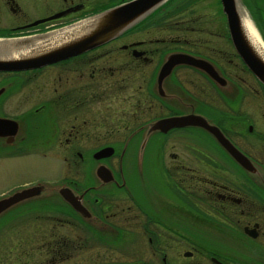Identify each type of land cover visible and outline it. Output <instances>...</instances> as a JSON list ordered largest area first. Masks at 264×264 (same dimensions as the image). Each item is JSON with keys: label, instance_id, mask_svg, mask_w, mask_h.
I'll list each match as a JSON object with an SVG mask.
<instances>
[{"label": "flooded vegetation", "instance_id": "af4514ba", "mask_svg": "<svg viewBox=\"0 0 264 264\" xmlns=\"http://www.w3.org/2000/svg\"><path fill=\"white\" fill-rule=\"evenodd\" d=\"M135 1L0 0V37L44 34ZM187 1L164 0L80 54L0 71V158L63 162L39 197L6 215L36 222L21 264H264V85L235 51L221 0L211 6L223 28L196 25L181 12ZM238 5L264 44V0ZM174 55L195 61L160 79ZM187 115L215 127L253 169L202 124L150 131Z\"/></svg>", "mask_w": 264, "mask_h": 264}, {"label": "water", "instance_id": "95a60500", "mask_svg": "<svg viewBox=\"0 0 264 264\" xmlns=\"http://www.w3.org/2000/svg\"><path fill=\"white\" fill-rule=\"evenodd\" d=\"M163 1L164 0H137L128 4L115 6L85 19L76 21L69 26L61 27L40 35L0 37V71L34 68L80 54L99 46L125 31L144 16L151 8ZM221 3L223 12L226 16L229 34L236 52L257 80L264 85V60L254 52L244 38L236 8L238 0H221ZM74 25L78 26V28L63 31V29H70L69 27H73ZM61 32L62 34L57 36V34ZM52 33L55 34L52 35ZM29 37L42 39V42L26 53H21L16 56L10 53L11 48L8 43L11 40H20L14 43L16 46H20L21 42L25 43V45L30 43V41H32L31 39H25ZM14 44L13 46H15ZM194 61L193 58L184 55L171 56L168 63L162 68L159 78L162 79L164 76L168 75L171 68L176 63L191 62L193 64ZM201 124L216 135L236 160L246 168L250 170L253 169V165L248 159L244 158V156L232 145H229L215 127L208 126L199 116L187 115L161 119L150 127V131L156 129L167 131L175 127ZM45 189L46 183L39 182L34 185L16 189L9 195L1 197L0 217H4L8 214L9 210H12V207L15 205L39 197ZM59 192L68 202L70 201V196L65 194V192H67L66 188H60Z\"/></svg>", "mask_w": 264, "mask_h": 264}, {"label": "rangeland", "instance_id": "374dc122", "mask_svg": "<svg viewBox=\"0 0 264 264\" xmlns=\"http://www.w3.org/2000/svg\"><path fill=\"white\" fill-rule=\"evenodd\" d=\"M211 2L212 0H188L187 4L192 6L186 9V11L181 10V12H185L187 17L191 15L195 16L196 25L207 23L212 24L210 25L212 28H217L216 26L223 28L224 18L220 15V12L211 6ZM197 35L192 34L188 37L194 38ZM254 108L251 105V111H254ZM62 166V159L56 157L27 156L12 159L0 158V198L9 195L24 184L34 182L46 183L43 179H51L52 175L54 177L55 171L59 170ZM17 214L19 212L14 211L9 215L15 216ZM6 215L0 217V264H21L22 254L20 248L29 245V240H34V238L25 236L26 233L24 232L28 229H31V231L32 229L35 230L36 222L31 217L27 218L24 215L19 218L17 217L18 219L15 218V220L7 221L5 218L9 216ZM25 219L26 221H24ZM22 222L23 224H21ZM191 225L196 227L195 224ZM230 243L241 247L245 245V240L243 238H235ZM253 255H256V253H253L251 256L253 257Z\"/></svg>", "mask_w": 264, "mask_h": 264}, {"label": "bare ground", "instance_id": "6f19581e", "mask_svg": "<svg viewBox=\"0 0 264 264\" xmlns=\"http://www.w3.org/2000/svg\"><path fill=\"white\" fill-rule=\"evenodd\" d=\"M236 8H237L239 22H240V26H241V29H242L244 38L247 40V42L249 43V45L251 46V48L254 50V52L262 60H264V44L262 43V41L258 37V35H257L256 31L253 29V27L249 24V22L247 20H245L242 12L239 9L238 3H237ZM81 23H83V22H81ZM69 28L70 29H65V30L63 29V31L73 30L74 28H78V26L74 25L73 27H69ZM62 32L61 33H58L57 36H60L62 34ZM53 34H55V33H52V35ZM50 35H51V33H50ZM54 36H56V35H54ZM25 39H31L32 41L29 40L30 43H27L26 45H25V43H22L21 42V45L20 46H16L14 44L15 42L20 41V40H11L8 43V45L11 48L10 53H12V55L16 56V55L21 54V53H26L30 49H33L34 47H36L38 44H40L42 42V39H36L35 37H29V38H25ZM13 44L15 46H13ZM22 203H20V204H22ZM20 204H18V205H20Z\"/></svg>", "mask_w": 264, "mask_h": 264}]
</instances>
